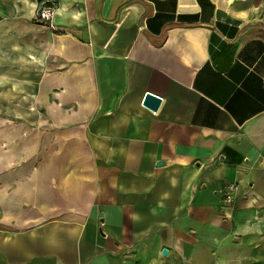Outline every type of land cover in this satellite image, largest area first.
Segmentation results:
<instances>
[{
	"label": "crops",
	"instance_id": "1",
	"mask_svg": "<svg viewBox=\"0 0 264 264\" xmlns=\"http://www.w3.org/2000/svg\"><path fill=\"white\" fill-rule=\"evenodd\" d=\"M49 1L0 0V264H264V0Z\"/></svg>",
	"mask_w": 264,
	"mask_h": 264
},
{
	"label": "built area",
	"instance_id": "2",
	"mask_svg": "<svg viewBox=\"0 0 264 264\" xmlns=\"http://www.w3.org/2000/svg\"><path fill=\"white\" fill-rule=\"evenodd\" d=\"M50 3L48 5H44L42 8H40L36 15V21L39 23H48L51 22L53 19V15L55 13V3L54 1L50 0ZM234 190V187L230 186L229 188L224 189V195H225V202L231 203L233 194L232 191Z\"/></svg>",
	"mask_w": 264,
	"mask_h": 264
},
{
	"label": "water",
	"instance_id": "3",
	"mask_svg": "<svg viewBox=\"0 0 264 264\" xmlns=\"http://www.w3.org/2000/svg\"><path fill=\"white\" fill-rule=\"evenodd\" d=\"M162 103V98L153 93H147L144 98V105L153 111H157ZM168 252L167 249L163 250V254Z\"/></svg>",
	"mask_w": 264,
	"mask_h": 264
},
{
	"label": "rangeland",
	"instance_id": "4",
	"mask_svg": "<svg viewBox=\"0 0 264 264\" xmlns=\"http://www.w3.org/2000/svg\"><path fill=\"white\" fill-rule=\"evenodd\" d=\"M225 2V1H224ZM224 2H223V5H224Z\"/></svg>",
	"mask_w": 264,
	"mask_h": 264
}]
</instances>
